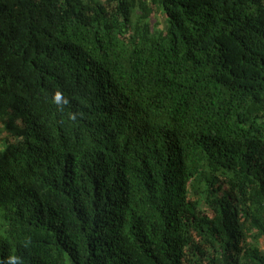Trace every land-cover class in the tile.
I'll return each instance as SVG.
<instances>
[{
  "label": "trees",
  "instance_id": "obj_1",
  "mask_svg": "<svg viewBox=\"0 0 264 264\" xmlns=\"http://www.w3.org/2000/svg\"><path fill=\"white\" fill-rule=\"evenodd\" d=\"M2 133L0 264H264V0H0Z\"/></svg>",
  "mask_w": 264,
  "mask_h": 264
},
{
  "label": "rangeland",
  "instance_id": "obj_2",
  "mask_svg": "<svg viewBox=\"0 0 264 264\" xmlns=\"http://www.w3.org/2000/svg\"><path fill=\"white\" fill-rule=\"evenodd\" d=\"M150 22L152 26L157 24L158 27H164L165 26V15L162 13V11L155 9L154 13L150 17ZM3 135H4L3 133L0 134V147L2 146L1 137Z\"/></svg>",
  "mask_w": 264,
  "mask_h": 264
}]
</instances>
